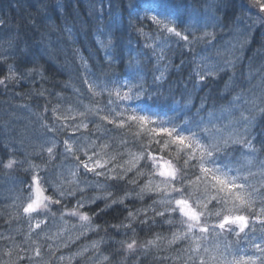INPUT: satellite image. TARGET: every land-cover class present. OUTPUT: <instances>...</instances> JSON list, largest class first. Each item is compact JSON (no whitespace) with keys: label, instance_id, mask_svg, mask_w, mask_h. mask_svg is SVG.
<instances>
[{"label":"clouds","instance_id":"clouds-1","mask_svg":"<svg viewBox=\"0 0 264 264\" xmlns=\"http://www.w3.org/2000/svg\"><path fill=\"white\" fill-rule=\"evenodd\" d=\"M0 264H264V0H0Z\"/></svg>","mask_w":264,"mask_h":264}]
</instances>
